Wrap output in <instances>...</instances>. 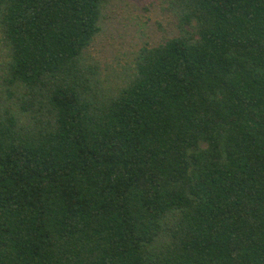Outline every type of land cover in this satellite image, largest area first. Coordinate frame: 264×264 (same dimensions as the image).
Wrapping results in <instances>:
<instances>
[{"label": "trees", "instance_id": "trees-1", "mask_svg": "<svg viewBox=\"0 0 264 264\" xmlns=\"http://www.w3.org/2000/svg\"><path fill=\"white\" fill-rule=\"evenodd\" d=\"M109 2L0 0V264H264V0L104 74Z\"/></svg>", "mask_w": 264, "mask_h": 264}, {"label": "rangeland", "instance_id": "rangeland-1", "mask_svg": "<svg viewBox=\"0 0 264 264\" xmlns=\"http://www.w3.org/2000/svg\"><path fill=\"white\" fill-rule=\"evenodd\" d=\"M175 22L163 0H110L102 10L100 30L88 53L104 74L119 71L132 62L142 46L173 37Z\"/></svg>", "mask_w": 264, "mask_h": 264}]
</instances>
